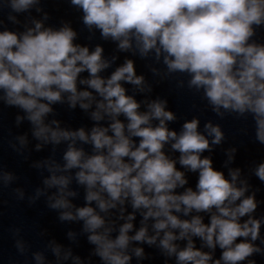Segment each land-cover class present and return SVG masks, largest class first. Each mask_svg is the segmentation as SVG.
Segmentation results:
<instances>
[{
  "label": "clouds",
  "instance_id": "obj_1",
  "mask_svg": "<svg viewBox=\"0 0 264 264\" xmlns=\"http://www.w3.org/2000/svg\"><path fill=\"white\" fill-rule=\"evenodd\" d=\"M39 3L0 0V16L7 7V21L19 25L18 16L30 13ZM70 3L82 11L83 24L90 31L99 30L103 39L117 42L120 51L135 46L142 58L149 53H154L157 62L162 58L166 76L187 75L188 89L200 93L221 119L225 114H235L236 118L251 115L256 140L264 145V44L249 42L255 34L254 26L264 25V0ZM36 11L41 9L36 7ZM31 23L33 27L25 25V30L18 32L9 30L0 18V101L23 111L25 115H18L16 122L26 119L37 140L53 145L69 142L63 165L46 161L50 175L43 183L56 189L48 197V207L60 210L61 221L83 222L82 231L103 264H130L133 256L144 259L142 247H134L129 254L132 243L156 245L166 257L174 256L176 264H241L264 252L254 243L260 238L261 228V220L252 216L258 207L255 193L246 195L247 180L237 185L241 170L229 169L230 178H226L224 172L213 167L212 159L203 155L212 150V145L224 141L219 124L205 123L202 133L198 130L200 120L194 117L186 120L179 132L170 130L168 123L177 117L167 110L166 99L151 100L147 110L140 111L141 103L126 93L122 82L136 86L141 93L151 91L144 76L136 74L133 60L126 59L110 76L103 77L101 72L111 62L103 58L100 45L90 51L74 43L77 33L67 24L54 29L45 27L42 20L32 19ZM85 72L87 77L81 78ZM153 73L160 74L157 69ZM78 83L86 87L80 90ZM65 99L72 109L79 104L88 111L95 104L90 113L95 124L90 132L82 127L63 129L55 119L45 122L53 113L52 105ZM106 117L104 126L101 122ZM17 139L26 145V136ZM77 141L91 145V154L77 147ZM166 145L179 154L177 159L165 152ZM40 148L37 144L36 149ZM235 151L227 150L229 161ZM177 163L198 174L195 190L185 187L188 179ZM73 170L74 176L62 174ZM254 175L264 182V162L255 167ZM2 178L7 184L13 176L4 173ZM73 178L85 188L84 206L76 207L69 199L77 195L69 189ZM40 194L37 189V196ZM126 203L132 212L125 217ZM118 206L120 219L125 222L113 236L114 228L100 213ZM137 213L140 227L133 231ZM244 217L248 218L242 220ZM68 235L75 236L72 232ZM194 238H199L201 247L196 246ZM178 241L186 243L181 247ZM217 248L221 254L214 259ZM52 251L59 259L60 246ZM34 256L37 261L44 259L41 253ZM69 257L71 250L64 259ZM72 258L75 264H82L80 257ZM248 264L255 261L248 260Z\"/></svg>",
  "mask_w": 264,
  "mask_h": 264
},
{
  "label": "water",
  "instance_id": "obj_2",
  "mask_svg": "<svg viewBox=\"0 0 264 264\" xmlns=\"http://www.w3.org/2000/svg\"><path fill=\"white\" fill-rule=\"evenodd\" d=\"M36 7H39L41 11L37 12ZM8 12L9 9L5 7L0 18L4 20V24L9 30L20 32L25 30V25L33 27L32 19L42 20L45 27L54 29H59L67 24L77 33L74 43L87 46L90 51L100 45L104 49L103 58L111 62L110 67L101 72L100 75L103 77L110 76L126 59L133 60L136 74L144 76L146 85L151 86V91L141 93L136 86L122 82L126 93L134 96L141 103L140 111H146V104L151 100L166 99L167 110L173 111L177 117L175 121L168 123L170 130L179 132L183 123L194 117L200 120L198 130L202 133L205 123L219 124L225 133L224 141L220 145H212V150L206 151L203 155L209 156L213 161V167L224 172L226 178H230L229 169L239 168L241 170L237 185L240 186L241 180H247L249 189L246 195L255 193L258 207L252 216L261 220V228L260 238L254 243L264 250V243H262L264 241V182L254 175L255 167L264 162V145L256 140V126L251 115H247L246 118H236L235 114H225V117L221 119L212 112L200 93L188 89L187 75L176 73L166 76L162 58L161 62H157L154 53H149L146 58H142L135 46L129 51H120L117 42L103 39L99 30L93 28L90 31L83 24L82 11L72 6L70 0H40V3L30 10V13L18 16L21 22L19 25H13L7 21ZM45 14H47V19H44ZM254 30L255 34L249 42L264 44V25L254 26ZM114 57L115 59H113ZM153 69H157L160 74L155 75ZM86 77V72L81 74V78ZM181 81H183V87L180 86ZM85 87L78 83V89L83 90ZM52 107L53 113L46 117V123L55 119L60 122V127L63 129L76 130L82 127L86 132H90L95 124L90 116L95 104H93V108L84 111L79 107V104L75 109L70 108L65 99L64 103H57ZM18 115L24 116L25 114L22 110L9 107L0 101V264H75L72 257L76 256L80 257L82 264H103V261L94 255L95 246L88 242L87 233L82 231L83 222L61 221L59 219L60 210L48 207V197L56 192V189H49L43 183L44 179L50 175L46 161L54 160L63 165V153L69 142L62 141L59 145H53L37 140L32 135V125L26 119L17 124L16 117ZM101 123L107 126L108 118L106 117ZM155 123L156 121H153V124ZM20 136H26V145L20 144L17 139ZM209 141L211 143V137H209ZM37 144H41L39 150L36 149ZM76 146L83 147L89 154L92 152L91 145L77 141ZM232 148H235L236 151L233 159L229 161L227 150ZM165 152L173 159L178 158L179 154L172 152L170 145L165 146ZM177 168L185 171L188 179V184L185 187H192L195 190L198 174L182 169L179 163H177ZM4 173H10L13 176V179L7 184L2 178ZM62 174L74 176V170ZM37 189L41 190L39 196H37ZM69 189L77 193L75 197H69L71 202L76 207L84 206L85 188L77 185L73 178ZM178 191L182 190L178 189ZM93 206L95 205L93 204ZM125 209L124 216L126 217L128 213L132 212V208L130 204L126 203ZM100 214L114 228L113 236H115L119 226L125 222L120 219L119 206L117 209H110L107 213ZM204 215L205 222H207V214ZM247 218L244 217L242 220ZM140 221L141 216L137 213L136 219L133 221V231L140 227ZM150 224L151 221L149 222V234H152ZM69 232L74 233L75 236L69 237ZM194 240L196 246L201 247L202 242L199 238H194ZM177 243L183 247L186 241ZM55 246H60L59 259L52 251ZM134 247H142L145 258L138 260L133 256L130 264H176L174 256L166 257L156 245L132 243L128 249L129 254ZM69 250H71L72 257L65 260L64 256ZM203 250L209 251L207 248ZM36 253L43 254V261L35 259L34 254ZM220 254L221 250L217 248L214 259H218ZM248 260H254L255 264H264V252L254 254L241 264H248Z\"/></svg>",
  "mask_w": 264,
  "mask_h": 264
}]
</instances>
